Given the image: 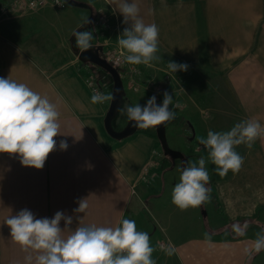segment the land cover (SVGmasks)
<instances>
[{
	"label": "crops",
	"instance_id": "obj_1",
	"mask_svg": "<svg viewBox=\"0 0 264 264\" xmlns=\"http://www.w3.org/2000/svg\"><path fill=\"white\" fill-rule=\"evenodd\" d=\"M86 1L91 10L70 4L73 9L61 10L49 4L24 14L9 11L0 16V76L47 96L60 113L62 135L56 137L57 149L42 170L25 168L17 157L0 154V264H25L27 255L11 239L5 224L10 215L27 208L38 218H52L61 211L73 216L75 227L74 209L82 199H88L86 215L80 214L85 225L116 227L122 219L135 220L137 229L156 242L151 244L156 264H248L256 234L264 232V139L257 140L251 150L244 145L236 148L244 158L236 174L230 171L220 177L215 165L206 163L211 224L197 221L198 234L179 238L167 233L168 227L161 228L166 242H159L161 236L150 234V223L142 217L149 205L142 200L151 194L150 181L158 176L157 168L152 178L148 176L158 137L151 129L122 141L109 136L105 117L110 105L91 103L87 80L92 75L70 41L85 19L92 18L88 30H94L93 45L120 48L117 37L125 27L118 14L120 0ZM135 2L145 23L158 25L165 62L188 65L186 72L171 76L156 96L158 104L165 91L173 96L170 107L179 123L168 122V126L193 127L195 145L189 146L199 149L193 153L195 162L202 156L207 160V151L197 139L206 138L209 130L226 131L249 118L264 124V0ZM98 9L105 10L109 21L98 26L101 35L94 26ZM136 68L141 76L151 73L145 65ZM140 90L149 91L147 86ZM61 140L67 141V151L59 149ZM179 160L187 162L185 156ZM245 222L249 225L246 235H237L232 225ZM251 264H264V251Z\"/></svg>",
	"mask_w": 264,
	"mask_h": 264
},
{
	"label": "clouds",
	"instance_id": "obj_2",
	"mask_svg": "<svg viewBox=\"0 0 264 264\" xmlns=\"http://www.w3.org/2000/svg\"><path fill=\"white\" fill-rule=\"evenodd\" d=\"M118 14L125 26L117 37L124 62L148 66L157 61L158 25L145 23L135 0H120ZM84 23L90 21L85 19ZM93 33L94 30L74 33L76 45L82 52L93 47ZM167 66L172 73L188 70L187 64L168 62ZM112 98L111 94L94 93L91 103L102 104ZM172 104L173 96L165 91L159 104L153 95L145 104H125L121 111L135 127L150 129L176 118L170 107ZM60 127V113L47 96L24 83L0 76V154L17 157L25 168L42 170L49 155L57 149L56 137L62 136ZM260 139H264V124L255 118L242 120L226 131L209 130L206 138L199 140L207 151V160L202 156L196 162L185 163L180 170L179 182L172 189V203L187 210L208 202L211 199L210 176L206 163L210 161L215 165V172L220 177L230 171L236 174L244 164V158L236 148L244 145L251 150ZM68 147L66 140L59 142L61 151H67ZM87 201H78V207L74 209L78 221L75 227L73 216L61 211L52 218H38L25 208L5 220L11 239L27 253L25 264H156L152 258L154 249L150 236L137 229L135 220L122 219L116 227L85 225ZM248 226L247 222L236 223L232 228L237 235L245 236ZM206 242L209 246L213 243L211 239ZM262 251L264 232H259L249 252L248 264ZM168 254H172L171 249Z\"/></svg>",
	"mask_w": 264,
	"mask_h": 264
},
{
	"label": "rangeland",
	"instance_id": "obj_3",
	"mask_svg": "<svg viewBox=\"0 0 264 264\" xmlns=\"http://www.w3.org/2000/svg\"><path fill=\"white\" fill-rule=\"evenodd\" d=\"M80 3H87L86 0H80ZM89 4V3H87ZM99 7L100 5H96ZM65 9H73L72 6L67 4V7ZM85 12V10H82ZM84 24V23H83ZM99 31V35H101V27L97 28ZM85 31V30H84ZM83 32V31H82ZM96 33V32H95ZM95 37V36H94ZM101 37V36H100ZM76 41V40H75ZM162 47L159 46V51L157 53V56L159 59L157 61L152 62L150 65L146 66L148 69H151V73H148L147 76L142 75L141 76V70L137 69L136 67L139 66H132L128 65L127 69H124L126 72L121 74V78L123 81L124 86V98L121 101V105L119 107L116 122L114 129L115 131H120L124 129L129 120L127 119L126 114H122V109L124 108L125 104H141L143 105L145 100L149 99L153 95L158 94H150L149 91L153 90L151 89V85L153 86H159L161 89L164 88V84H166L169 80H171L175 73L166 72L168 70L167 63L165 62L164 53L162 51ZM106 52V48H105ZM165 62V64H164ZM86 67L90 70V74L94 77L93 79L96 80V82L99 84L100 92L103 94H111L114 88L113 80L110 76L107 75V73L99 68L98 66H95L93 64H87ZM165 70V71H164ZM167 73V74H166ZM140 76V77H139ZM179 78V77H178ZM168 80V81H167ZM177 80V78H176ZM148 87L149 91H143L140 90L142 87ZM192 86V85H189ZM138 90V91H135ZM140 90V91H139ZM176 91V90H175ZM174 91V92H175ZM178 91V89H177ZM157 97V96H156ZM160 98V97H159ZM111 103V100L107 101V105ZM233 112V111H232ZM198 120H194L195 123H197ZM172 123H179V120H173ZM169 124V123H168ZM167 124V143L168 147L174 151L181 152L185 156L186 161H190L191 159L189 156H193V161L195 162V154H193L197 146H194L193 149H191V146H189V143H193L195 145V141L192 140L193 138V127L191 125L181 126L180 125H169ZM156 126L154 128H150L153 134L156 135ZM188 128L190 130H188ZM146 129H138V132L144 131ZM195 130V127H194ZM206 130V128H205ZM184 133H187L185 135ZM189 133V135H188ZM191 135V136H190ZM190 136V137H189ZM195 138V135H194ZM186 140V141H185ZM192 140V141H190ZM158 142V141H157ZM197 143H199V139H197ZM197 152V151H196ZM193 154V155H192ZM190 159V160H189ZM185 166V163H183V160H174L171 157L165 156L163 152V148L161 146V143L157 145V148L154 153V159L151 163V174L149 171L148 176H151L153 171L157 168L158 176L153 177L151 176V194L149 196H145L146 198L142 201L148 202L149 205L144 207V211L142 213V217L146 219L148 223H150L148 226V232L150 234L154 235L155 233L161 236V240L159 242H166V238L161 233V228H167V233H170L171 235L181 236L189 235V234H198V230L196 229L197 221H201L204 224L210 223L211 224V213H212V206L211 199L206 202L205 204L201 205L198 208H189L187 210H181L176 205L172 203V189L175 186L176 183L179 182L180 178V170ZM145 176V177H148ZM146 181V180H144ZM143 181V182H144ZM210 197L211 193H210ZM149 218V219H148ZM164 226V227H162ZM175 240V239H172ZM151 244L155 246L156 242L151 238ZM164 243H160L159 246H163Z\"/></svg>",
	"mask_w": 264,
	"mask_h": 264
},
{
	"label": "water",
	"instance_id": "obj_4",
	"mask_svg": "<svg viewBox=\"0 0 264 264\" xmlns=\"http://www.w3.org/2000/svg\"><path fill=\"white\" fill-rule=\"evenodd\" d=\"M70 5L76 6V7H82V8H91L83 3H73V2H68V0H65ZM90 23L89 24H83L77 31L82 32L84 30L90 29L91 25L93 24L92 18L89 19ZM76 31V32H77ZM72 43V49L74 53L78 56V59L84 63V64H93L95 66H98L99 68L103 69L106 71L110 76L111 79L113 80L114 83V88L112 91V99L111 103L109 104V111L105 117V131L109 134L110 137L113 139L122 141L125 140L137 133L138 129L137 127L134 126V122L129 121L127 126L120 130V131H115L113 127V121L116 119L115 117L117 116L120 103L123 99L124 96V86H123V81H122V76L119 73V71L112 66V64L108 63L104 58L100 57V53L104 50L103 45H93V47L86 51L82 52L76 45L75 41V36L73 35L72 39L70 40ZM167 124V123H166ZM166 124L158 125L156 126V133L158 137V142L161 143V146L163 148V152L165 156L171 157L174 160H179V159H184V155L181 154V152L174 151L168 147L167 141V135H166Z\"/></svg>",
	"mask_w": 264,
	"mask_h": 264
},
{
	"label": "built area",
	"instance_id": "obj_5",
	"mask_svg": "<svg viewBox=\"0 0 264 264\" xmlns=\"http://www.w3.org/2000/svg\"><path fill=\"white\" fill-rule=\"evenodd\" d=\"M53 5L58 9H65L67 7V2L65 0H0V16L7 14V12L12 11L14 13H28L30 11H36L46 5ZM104 9H98L95 13L94 17V26H107L108 25V15L105 14ZM106 48V52H105ZM104 59L112 64L114 67H119L121 69H127L128 65L124 62L123 56L124 53L120 48H111L104 46ZM94 77L92 76L87 80V86L94 93H102L100 92L99 84L96 82ZM145 87H142L144 89ZM156 94H161L162 89L159 86H155L153 88ZM138 91V90H135ZM140 91V90H139Z\"/></svg>",
	"mask_w": 264,
	"mask_h": 264
},
{
	"label": "trees",
	"instance_id": "obj_6",
	"mask_svg": "<svg viewBox=\"0 0 264 264\" xmlns=\"http://www.w3.org/2000/svg\"><path fill=\"white\" fill-rule=\"evenodd\" d=\"M68 2H73V3H76L74 0H68ZM120 74H123L124 72H126L124 69H121L119 67H115ZM103 70V69H102ZM106 72V71H105ZM107 73V72H106ZM108 76H110L108 73H107ZM111 77V76H110Z\"/></svg>",
	"mask_w": 264,
	"mask_h": 264
},
{
	"label": "flooded vegetation",
	"instance_id": "obj_7",
	"mask_svg": "<svg viewBox=\"0 0 264 264\" xmlns=\"http://www.w3.org/2000/svg\"><path fill=\"white\" fill-rule=\"evenodd\" d=\"M103 52H104V50L100 53V57H101V58H104V57H105V55H104Z\"/></svg>",
	"mask_w": 264,
	"mask_h": 264
}]
</instances>
